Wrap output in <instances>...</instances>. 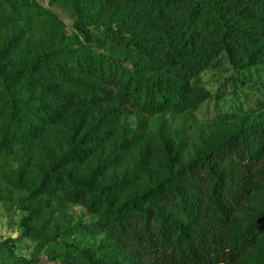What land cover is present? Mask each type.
<instances>
[{
  "label": "rangeland",
  "instance_id": "obj_1",
  "mask_svg": "<svg viewBox=\"0 0 264 264\" xmlns=\"http://www.w3.org/2000/svg\"><path fill=\"white\" fill-rule=\"evenodd\" d=\"M135 9L120 0H0V66L16 71L46 55L47 64H55L63 75L42 74L47 93L26 96L23 137L1 150L0 264H73L76 250L101 264H152L146 255L132 254L127 239L101 215L68 199L53 176L68 174L98 187L119 206L243 134L263 158L253 169L255 193L234 210L230 227L244 230L264 212V67H252L242 78L220 57L190 79L178 65L158 63L123 43L125 38L154 46L147 28L130 22ZM80 17L89 41L76 29ZM70 57L94 69L142 68L151 82L184 85L186 99L201 91L210 98L191 110L153 116L125 111L115 101L76 103L83 92L68 82L70 77L97 90L100 86L91 71L76 72ZM6 119L0 114V140ZM227 159L219 172L237 181L235 161ZM182 188L190 199L199 198L194 182L183 181ZM192 208L196 213V205ZM194 227L210 239L226 236L201 220ZM263 251L264 234L239 264H257Z\"/></svg>",
  "mask_w": 264,
  "mask_h": 264
},
{
  "label": "trees",
  "instance_id": "obj_2",
  "mask_svg": "<svg viewBox=\"0 0 264 264\" xmlns=\"http://www.w3.org/2000/svg\"><path fill=\"white\" fill-rule=\"evenodd\" d=\"M120 2L136 7L135 14L129 13L134 15L129 17L130 22L145 26L154 39V46L149 48L137 43L138 40L123 38V43L142 49V53L158 63L178 65L190 79L199 77L220 57H225L242 78L252 67H264V0ZM83 21L84 17H80L76 29L89 41V32L81 27ZM70 59L76 72L91 71L100 86L97 90L70 77L68 82L83 92V99H75L76 103L101 105L115 101L125 111L153 116L163 111L191 110L210 98L201 91L198 96L186 99L184 85L163 79L151 82L142 68L130 71L101 66L94 69L90 64L82 67L81 58ZM42 74L63 77L55 64H47L46 55L16 71L0 66V114L7 118L0 153L8 143L23 137L24 130L20 127L28 107L26 96L47 93ZM60 100L67 105L64 98ZM249 137L243 134L232 138L214 149L205 161L171 174L167 180L119 206L109 202L98 187L73 181L68 174L53 176V180L63 185L68 199L85 203L114 230H119L132 254L142 253L152 264H239L254 251L264 234V212L244 230L230 227L234 210L243 207L255 193L253 169L263 158L262 150ZM226 158L229 163L235 161L237 181L226 180L219 172ZM183 181L195 183L197 200L186 195ZM192 205H196V213ZM198 220L226 231V236L205 237L194 227ZM72 263L101 264L77 250ZM257 264H264V251Z\"/></svg>",
  "mask_w": 264,
  "mask_h": 264
}]
</instances>
